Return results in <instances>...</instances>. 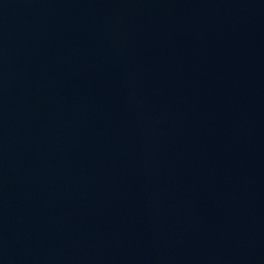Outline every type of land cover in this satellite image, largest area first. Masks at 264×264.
<instances>
[{"label": "water", "instance_id": "obj_1", "mask_svg": "<svg viewBox=\"0 0 264 264\" xmlns=\"http://www.w3.org/2000/svg\"><path fill=\"white\" fill-rule=\"evenodd\" d=\"M0 264H264V0H0Z\"/></svg>", "mask_w": 264, "mask_h": 264}]
</instances>
